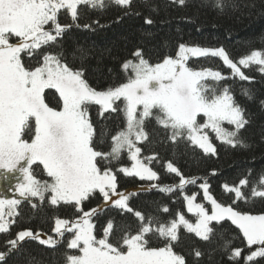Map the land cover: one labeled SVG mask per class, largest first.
Instances as JSON below:
<instances>
[{"label": "snow or ice", "instance_id": "6c2138e0", "mask_svg": "<svg viewBox=\"0 0 264 264\" xmlns=\"http://www.w3.org/2000/svg\"><path fill=\"white\" fill-rule=\"evenodd\" d=\"M110 2L129 7L132 0ZM175 2L185 4V0ZM81 5L103 9L106 0H0V179L7 180V174L19 173L14 192L20 198H36L40 204L47 199L51 206L64 204L74 208L77 213L74 219L57 217L52 229L60 238L65 233L71 234L66 248L77 254L66 251L65 264H186L185 256L174 250L181 228L205 242L218 237L222 242L217 245L218 250L227 253L234 264L264 259V213L251 214L218 202L210 194L206 180L199 183V188L210 209L197 202L196 194L183 195L186 212L194 220L182 211L165 220L160 215L136 210L129 202L132 193L118 191L117 183V171L140 180H159V174L151 167L156 155L141 158L139 145L149 141L148 121L163 128L170 143L183 140L206 155H216L209 131L223 144L248 147L242 135L250 124L246 111L228 86H219V82L229 77L211 68L194 69L189 60L220 58L232 77L251 82L241 66L258 65L264 73V52L253 50L234 62L223 47L179 43L174 56L167 55L160 62L151 63L142 49H136L121 64L125 82L94 87L84 67L88 51L81 47L69 51L62 43L73 26L60 22L62 11L75 23ZM213 6L221 12L227 7H237L232 0H214ZM152 23L145 18V24ZM75 26L80 27L78 23ZM111 71L109 68L108 72ZM209 80L214 83H207ZM49 94L56 97L57 107L49 105ZM242 94L253 98L249 89ZM260 103L264 106V100ZM93 109L101 119L105 114H122L123 127L115 131L102 129L98 134L91 115ZM105 140L110 143L109 150H99L98 143ZM125 153L130 167L110 166ZM33 165L42 166L50 179H38L33 174ZM166 171L175 174L178 183H152L150 188L170 195L176 191L183 193L187 185L197 184V178H186L170 161L166 163ZM248 185L249 180L241 178L237 185L225 183L223 188L234 193L235 203L249 199L242 191ZM97 195L102 197L101 205L86 209V204ZM250 197L264 198V173L253 182ZM20 204L18 198H0V234L10 232ZM32 207L37 204L32 203ZM107 208L117 209L121 216L131 214L136 220L135 229L107 218L98 238L94 217ZM158 211L167 214L170 209L164 205ZM224 221L235 226L237 237L242 236L249 249L257 246L255 250L242 258V249L233 247V238L213 226ZM45 235L47 238H43ZM153 238L159 243L153 245ZM29 239L52 249L58 245L52 235L20 230L5 242L7 250L0 251V262L13 253L21 254ZM193 254L197 260L204 256L199 248L193 249ZM32 260L29 257L27 264H32Z\"/></svg>", "mask_w": 264, "mask_h": 264}, {"label": "trees", "instance_id": "16d2710c", "mask_svg": "<svg viewBox=\"0 0 264 264\" xmlns=\"http://www.w3.org/2000/svg\"><path fill=\"white\" fill-rule=\"evenodd\" d=\"M213 2L214 0H185V4L180 5L175 0H132L129 7H121L106 0L103 9L81 5L78 7V20L75 22L80 27H76L70 16L62 11L60 22L73 25L65 33L62 43L69 51L74 47L88 51V59L84 62V67L87 69L86 76L90 84L98 88L125 82V73L121 71V64L129 59L136 49H142L145 58L151 63L160 62L167 55L173 56L179 43L209 48L223 47L234 62H238L239 58L253 50L264 52V0H232L237 7H227L223 12L215 8ZM145 18H150L153 23L145 24ZM84 25L90 27L86 28ZM189 66L197 70L211 68L229 77L219 82V86H228L236 101L245 109L250 124L242 130V135L249 146L233 148L221 143L211 133L216 155H206L198 147L183 140L175 144L170 143L165 130L154 121H148L146 130L149 132V141L139 146L142 148V159L156 155V159L151 164L159 174V180L155 182L160 185L178 183V177L166 171V163L170 161L185 177L197 178V184L187 185L183 193L176 191L170 195L162 194L150 187L141 188L130 192L132 193L130 205L145 214L160 215L165 220L174 216L177 211L184 212L188 218H194L186 212L183 195L196 194L197 202H203L199 183L206 180L210 185V194L218 202L232 205L238 210L251 214L264 213V198L250 197L253 182L258 181L260 175L264 173V138H262L264 137V106L260 103L264 100V73L259 71L258 65H250L248 68L241 66L245 75L251 78V82L242 81L238 77L231 76V70L223 65L220 58L211 56L190 57ZM109 68L112 70L111 73L108 72ZM207 83L214 82L209 80ZM244 89L251 91L252 99L242 94ZM48 103L52 107H57L56 97L49 94ZM91 115L98 134L102 129L115 131L118 127H123L122 114H105V118L101 119L96 109H93ZM109 146L107 140L98 143V149L102 151H108ZM130 163L125 153L119 162L113 161L110 166L118 169L120 165L127 166ZM249 169L252 170L251 175ZM213 171L215 175L212 174ZM33 174L41 180L50 179L42 171V166L33 165ZM241 178L249 180V185L242 189L249 199L237 200L233 203L234 193L226 192L223 185L225 183L230 186L237 185ZM146 182L148 181L117 171L118 190L140 186ZM101 202L102 197L97 195L86 204V209L97 207ZM32 203H36L37 207L33 208ZM164 205L170 209L167 214L158 211ZM18 211L19 215L15 217L16 222L11 226L10 232L0 234V251H6L5 242L13 238L18 231L25 229L52 235L58 241V245L52 249L29 239L23 244L21 254L13 253L0 264H27L29 257L33 258L32 264H65L66 251L77 254L75 250L66 248L72 238L70 233H65V236L60 238L52 231L55 218H75L77 213L71 205L51 206L47 199L40 204L36 198H29L21 199ZM107 218H114L117 225L129 224L133 230L136 227V220L131 214L121 216L117 209L107 208L94 217L98 238L102 236ZM213 226L217 231H223L233 238V247L242 249V258L257 247L252 246L249 249L242 236L237 237L238 230L230 221H224L221 225L214 223ZM151 243L156 245L159 241L153 238ZM219 243L222 242L218 237L214 236L212 241L205 242L181 228L179 241L174 250L185 256L186 264H234L229 261L227 253L218 250ZM196 248L204 252V256L199 260L193 254V249ZM250 264H264V259L257 258V261Z\"/></svg>", "mask_w": 264, "mask_h": 264}, {"label": "rangeland", "instance_id": "374dc122", "mask_svg": "<svg viewBox=\"0 0 264 264\" xmlns=\"http://www.w3.org/2000/svg\"><path fill=\"white\" fill-rule=\"evenodd\" d=\"M190 46V45H189ZM251 53V52H250ZM249 53V54H250ZM175 55V54H174ZM173 55V56H174ZM239 66V65H238ZM260 67V66H259ZM226 127H230V126H227ZM211 134V132L209 131V135ZM214 135V133H212ZM215 136V135H214ZM213 143V142H212ZM128 167L131 166V163L129 165H127ZM0 172H2V170H0ZM8 175V179L7 180H4V179H0V198H18V199H23V198H20L18 196V194H16L14 192V188H15V185L16 183L18 182V178H19V173H9L7 174ZM187 178V177H186ZM152 183H156L155 181H148L146 183H144L143 185H140V186H133V187H129V188H124V189H121V190H118V191H125V192H133V191H136L138 189H141V188H148L150 187V184ZM201 190V189H200ZM201 193L203 195V192L201 190ZM202 202V201H200ZM102 203V202H101ZM101 203L99 205H101ZM202 203L205 204V206L207 208L210 209V204H208V202L206 201H203ZM261 214V213H260ZM188 218V217H187ZM189 219H192L194 220V218H189ZM43 238H47V236H43Z\"/></svg>", "mask_w": 264, "mask_h": 264}]
</instances>
